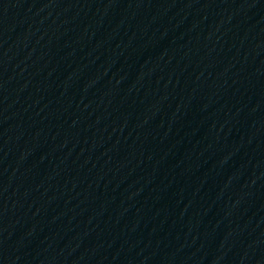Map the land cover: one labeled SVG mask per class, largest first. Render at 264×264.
I'll list each match as a JSON object with an SVG mask.
<instances>
[{"label":"water","instance_id":"obj_1","mask_svg":"<svg viewBox=\"0 0 264 264\" xmlns=\"http://www.w3.org/2000/svg\"><path fill=\"white\" fill-rule=\"evenodd\" d=\"M0 264H264V0H165L0 167Z\"/></svg>","mask_w":264,"mask_h":264}]
</instances>
